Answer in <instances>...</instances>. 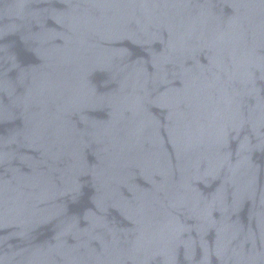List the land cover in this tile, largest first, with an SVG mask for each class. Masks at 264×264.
Wrapping results in <instances>:
<instances>
[{"label": "water", "instance_id": "1", "mask_svg": "<svg viewBox=\"0 0 264 264\" xmlns=\"http://www.w3.org/2000/svg\"><path fill=\"white\" fill-rule=\"evenodd\" d=\"M0 264H264V0H0Z\"/></svg>", "mask_w": 264, "mask_h": 264}]
</instances>
